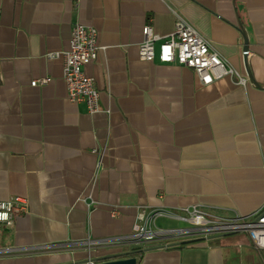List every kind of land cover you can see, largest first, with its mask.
Listing matches in <instances>:
<instances>
[{
  "label": "crops",
  "instance_id": "crops-1",
  "mask_svg": "<svg viewBox=\"0 0 264 264\" xmlns=\"http://www.w3.org/2000/svg\"><path fill=\"white\" fill-rule=\"evenodd\" d=\"M178 16L245 86L228 75L202 84L191 68L140 59L143 26L166 36ZM75 21L98 32L97 58L84 66L98 112L67 98L60 53ZM43 77L50 80L30 84ZM15 196L28 211L0 224V264H90L139 249L95 243L129 236L143 209L167 214L153 228L158 218L186 227L176 217L184 207L221 216L258 210L264 0H0V200ZM185 240L143 245L136 264H264L249 237L177 243Z\"/></svg>",
  "mask_w": 264,
  "mask_h": 264
},
{
  "label": "built area",
  "instance_id": "built-area-1",
  "mask_svg": "<svg viewBox=\"0 0 264 264\" xmlns=\"http://www.w3.org/2000/svg\"><path fill=\"white\" fill-rule=\"evenodd\" d=\"M143 39L138 46V54L142 60L157 59L161 63H177L191 68L202 84H210L223 77L231 76L234 81L245 86L248 79L221 56L210 41L184 18L177 17L172 32L161 36L154 32L147 23L142 29ZM96 28L78 21L72 23L69 47L61 52L63 63V79L67 88V98L73 103H85L90 113L101 111L99 91L94 77L84 71V66L97 58L100 46L97 42ZM59 53L50 54L54 57ZM49 77L33 79L32 86L43 85ZM28 211V203L24 197L15 196L8 200H0V224L10 226L14 217ZM167 215L163 210H140L138 221L129 236L101 240L95 244H121L146 248L158 240L159 246L170 245L171 240L210 238L216 235L244 232L254 246L264 250V204L252 214L246 216H221L207 212L197 206L184 207L177 212V218L186 224L181 228H153L156 216ZM167 241V242H166ZM166 242V243H164ZM90 264H94L90 260Z\"/></svg>",
  "mask_w": 264,
  "mask_h": 264
},
{
  "label": "water",
  "instance_id": "water-1",
  "mask_svg": "<svg viewBox=\"0 0 264 264\" xmlns=\"http://www.w3.org/2000/svg\"><path fill=\"white\" fill-rule=\"evenodd\" d=\"M244 44H245V50H248V42L247 39H244ZM198 240H202L205 239L204 237L202 238H196ZM196 239H188L185 241H180L177 242L179 245L180 244H184V243H188V242H192L195 241ZM149 249V247L146 248H139L137 250H130V251H126V252H122V253H115V254H108V255H104V256H98L95 258H91L90 260L94 263V264H136L137 262V258L135 256H133V254H135L136 252H141L143 250Z\"/></svg>",
  "mask_w": 264,
  "mask_h": 264
},
{
  "label": "rangeland",
  "instance_id": "rangeland-1",
  "mask_svg": "<svg viewBox=\"0 0 264 264\" xmlns=\"http://www.w3.org/2000/svg\"><path fill=\"white\" fill-rule=\"evenodd\" d=\"M160 228H172V227H175V226H178L179 223L176 222V221H173V220H170V219H167V218H158V221L156 223ZM188 225V224H186ZM240 234V235H239ZM238 236L239 239L240 238H243V239H246L248 238L247 234L244 233V232H240V233H233V234H224V235H216V236H213L214 240L218 241V242H234V241H237L239 240L238 239Z\"/></svg>",
  "mask_w": 264,
  "mask_h": 264
},
{
  "label": "trees",
  "instance_id": "trees-1",
  "mask_svg": "<svg viewBox=\"0 0 264 264\" xmlns=\"http://www.w3.org/2000/svg\"><path fill=\"white\" fill-rule=\"evenodd\" d=\"M136 249H138V248H136ZM136 249H134V250H136ZM139 253H141V252H136L135 254H139Z\"/></svg>",
  "mask_w": 264,
  "mask_h": 264
}]
</instances>
